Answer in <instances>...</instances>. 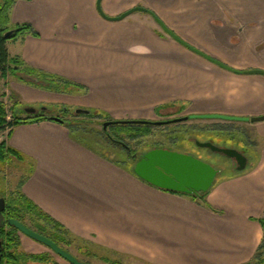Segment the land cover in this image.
<instances>
[{
    "label": "crops",
    "instance_id": "obj_1",
    "mask_svg": "<svg viewBox=\"0 0 264 264\" xmlns=\"http://www.w3.org/2000/svg\"><path fill=\"white\" fill-rule=\"evenodd\" d=\"M136 6L227 67L164 33L150 12L110 20L97 0H16L11 23H30L38 35L13 40L11 56L84 86L76 97L5 76L19 103L38 109L21 118L46 117L7 133L29 160L22 192L73 235L146 264L252 262L264 239V121H228L232 131L252 126L260 159L217 181L211 208L137 176L103 152L87 123L45 113L67 103L112 119L153 120L176 105L188 115H264V74L245 72L264 70V0H102L109 17Z\"/></svg>",
    "mask_w": 264,
    "mask_h": 264
},
{
    "label": "rangeland",
    "instance_id": "obj_2",
    "mask_svg": "<svg viewBox=\"0 0 264 264\" xmlns=\"http://www.w3.org/2000/svg\"><path fill=\"white\" fill-rule=\"evenodd\" d=\"M161 30L166 33L162 28ZM13 40L7 42V46ZM11 78V75H9ZM64 92L54 91L57 94L62 95H71L79 97L84 94L83 89L76 87L74 85H69L64 87ZM0 101H4L6 103V112H7V120L6 122H10L14 119L15 114L18 117H22L25 113V108L28 106L25 103H19L17 96L10 89V86L7 82V77H4L0 72ZM78 108L74 105H69L67 103H63L60 105H56L53 107L52 111L45 113L50 114V116H58L74 124L75 122L87 123L90 128L93 129L95 133V138L98 139L97 133L101 136V143L104 147H106L103 151L109 153L115 159H122L127 161L132 166L135 164L136 160L131 158L127 153V149L124 148L123 145L113 143L109 140L103 138L104 131V122L99 120L98 118L87 115V114H77L75 113V109ZM83 108V107H81ZM44 112V111H43ZM164 114L162 116L157 117L153 120H164L175 117H180L184 115H188L183 112V108L180 105L176 106H168L166 110H164ZM152 120V119H148ZM214 120L212 119H189L179 123L166 124L162 126H157L152 128L153 132L141 138L140 142L138 140H130L127 142L131 145V147L138 152L137 157H140L142 153L146 152L149 149L156 148V146H165L179 148L184 152L193 154L205 162L213 165L215 168L219 169L220 172L217 175L215 182L220 179L236 174V162L235 160L228 158L222 154L216 153L212 151L210 148L202 147L197 145L196 141H211L209 139H213L215 144L220 146L227 147H235L245 153L249 157V162L245 170L249 169L254 163L258 162L260 159V146L262 144V140L259 139L255 133V130L249 124H243L246 128L240 129L242 132L232 131L235 128L231 127L230 130L235 135L233 140H229V135L226 133L225 137L219 135H213V132H209L207 129H203V125H210V122ZM202 125V126H201ZM0 130V141H3L7 137L8 130ZM168 130L174 133H169ZM169 133V134H168ZM228 135V136H227ZM178 136V138H177ZM197 136V137H195ZM29 160L27 157H24L23 160H19L18 158L11 156L5 162L0 163V193L7 196L11 201L15 198L19 197V190H21V186L23 181L27 178L30 168H29ZM244 171V170H243ZM242 172V171H241ZM264 219V217H263ZM27 224L32 227L34 230H37L36 223L37 220L31 218L28 214L24 219ZM38 231V230H37ZM17 237V242L14 243V260L11 264H72L64 257L57 254L47 245L36 241L32 238H28L24 233H20ZM91 241L92 251H96L98 253L110 255L113 258H119L122 264H146L144 262L138 261L136 259L121 256L116 254L114 251H110L107 248L102 247L97 242ZM18 243V247L16 244ZM67 251L74 254L80 260L85 262L88 261L89 264H108L97 257H87L85 252V244L83 239H78L76 242L74 241L73 245L67 247ZM80 249V250H79ZM260 258L258 260H253L250 264H264V248L262 249ZM41 255L44 260H36L30 257V255ZM148 264V263H147Z\"/></svg>",
    "mask_w": 264,
    "mask_h": 264
},
{
    "label": "trees",
    "instance_id": "obj_3",
    "mask_svg": "<svg viewBox=\"0 0 264 264\" xmlns=\"http://www.w3.org/2000/svg\"><path fill=\"white\" fill-rule=\"evenodd\" d=\"M16 0H0V72L5 77L7 74L10 75H17V77L31 85H35L44 89L52 90V91H60L64 92V87L69 85H74L76 87H79L81 89L84 88L79 83L70 81L62 76L44 72L41 70H38L36 68H33L26 64L23 60L18 59L17 57L11 56L8 50L7 42L10 40H17L19 37H23L26 34H33L38 35V32L34 29V27L30 23H22L13 25L11 23V17H10V11L11 8ZM148 12L153 14L154 16H157L153 11L148 9ZM212 58V57H211ZM219 64H223L221 61L217 59H211ZM237 72H241L238 70H235ZM23 75V76H21ZM33 76L38 79V82L29 80L27 77ZM91 114L99 120L105 122L107 120H113L110 118L106 113H103L96 109H90ZM7 118V112H6V103L4 101H0V130H4L7 125H9L11 128H13L15 125L23 123V122H29V121H38L42 120L43 118H46L45 116H35L34 118H21L18 117L15 114V117L12 121L6 122ZM61 120L59 122L61 123H70L67 119H64L60 117ZM231 120H225L223 122H214L212 125H204L202 126L203 129L209 130V132H213V135H219L222 137L226 136V133L229 134V139L233 140V137L235 136L230 128L234 124L233 122H228ZM81 124V123H80ZM162 126V125H154V124H140V123H134V124H116V125H110L108 126L107 130L104 129L103 138L113 143H117L120 145H123L125 149H127V153L131 158L137 159V151L134 150L131 145L127 142L128 139L130 140H138L140 142L141 138L150 134L153 132L152 128ZM234 128V127H233ZM168 130L169 133H174ZM11 131H9L8 134H10ZM226 132V133H225ZM168 133V134H169ZM197 137V136H195ZM178 138V136H177ZM198 138V137H197ZM211 141H214L213 139H209ZM216 142V141H214ZM156 147H165V146H156ZM106 147L103 146V150ZM170 149H174L177 151L184 152L182 150H179V148L175 147H168ZM106 150V149H105ZM150 150V149H149ZM147 150V151H149ZM146 151V152H147ZM105 154H109L105 151H103ZM145 153V152H144ZM142 153L141 156L144 154ZM14 156L18 159H23L24 155L16 150L15 148L9 146L7 144L6 139L3 141H0V163L5 162L9 157ZM119 162L126 163L127 161L122 159H117ZM128 163V162H127ZM135 165V164H134ZM134 165L132 166L134 168ZM241 171H237L236 173H239ZM216 182H214L213 186ZM211 187V189L213 188ZM210 189V190H211ZM202 192V193H192V194H184L189 195L193 197L194 199L201 201L205 205H208V201L206 199L208 193L210 192ZM177 193V192H175ZM13 208L17 210V214H20L22 217L25 218V216L28 214L31 218L36 219V229L39 233L44 234L51 238L53 241H55L58 245L61 247H70L73 245L74 241L78 239H83L85 244V252L84 254L87 257H97L99 256L100 259H102L104 262L108 264H122L121 260L119 258H113L110 255L100 254L96 251H92L91 248V241L88 239L80 238L71 233L69 229H67L64 225H62L59 221H57L55 218H53L50 214L46 213L43 209L39 208L32 200H30L28 197L25 196V194L22 192V189L19 190V197L18 199H13L11 201ZM212 208V207H211ZM260 222L264 229V219L261 218ZM36 230V231H37ZM17 242V240H16ZM15 242V243H16ZM18 247V243L16 244ZM264 248V239L261 243V246L256 254L255 260L260 258L262 249ZM80 250V249H79ZM15 255V254H14ZM13 255V256H14ZM31 258L36 260H44V258L41 255H30ZM88 263V261H87ZM246 263V264H250Z\"/></svg>",
    "mask_w": 264,
    "mask_h": 264
},
{
    "label": "water",
    "instance_id": "obj_4",
    "mask_svg": "<svg viewBox=\"0 0 264 264\" xmlns=\"http://www.w3.org/2000/svg\"><path fill=\"white\" fill-rule=\"evenodd\" d=\"M97 7L100 13L110 20H121L132 14L135 11H145L148 12V8L142 6H136L128 11L122 13L116 17L107 16L102 9V0H97ZM154 16V15H153ZM162 29L172 36L173 38L179 40L181 43L189 47L190 49L197 51L198 53L210 58V56L205 53L199 51L193 46L189 45L185 41H183L174 31H172L158 16H154ZM224 67H227L225 64H221ZM247 73H259L264 74V70H249L245 71ZM29 80L38 82V79L33 76L27 77ZM42 110H48L46 107H42ZM28 113L36 114L38 109L35 107H29L26 109ZM75 113L77 114H91L90 109L86 108H76ZM53 119L59 121L60 117L56 116ZM189 119H220V120H231V121H253L259 122L264 121V115L254 116L251 118L248 117H240V116H232L225 114H190L184 115L180 117L164 119V120H148V119H113L107 120L104 122V129L107 130L108 126L116 125V124H154V125H166L183 122ZM197 145L202 147L210 148L212 151L222 154L228 158L235 160L237 171H243L246 169L249 157L235 147H227L220 146L215 144L212 141H196ZM134 172L137 176L148 182L149 184L156 186L160 189L184 193V194H192V193H202L207 192L213 186L217 175L220 170L215 168L213 165L205 162L201 158L187 153L181 152L174 149L166 148V147H156L150 149L145 152L135 163ZM5 209V199H0V226L2 225L1 221L3 219V210ZM10 224L19 229L22 233L27 235L28 237L39 241L48 247H50L53 251H55L60 256L67 259L72 264H89L83 260H80L71 252L67 251L60 245H58L55 241H53L48 236L39 233L31 229L29 226L24 223L16 220L10 219Z\"/></svg>",
    "mask_w": 264,
    "mask_h": 264
},
{
    "label": "flooded vegetation",
    "instance_id": "obj_5",
    "mask_svg": "<svg viewBox=\"0 0 264 264\" xmlns=\"http://www.w3.org/2000/svg\"><path fill=\"white\" fill-rule=\"evenodd\" d=\"M26 109L24 110L25 114L31 115V113L26 111ZM140 157H137L136 161ZM1 198L5 199V209L3 210V219L1 221L2 225L0 226V264H11V262L14 260L13 255L15 254L14 243L17 240L16 236L22 232L10 224V219H16L27 226L29 225L24 220V217H22L20 214H17V210L13 208L11 200L7 196L0 193V199ZM30 228L33 229L32 227Z\"/></svg>",
    "mask_w": 264,
    "mask_h": 264
},
{
    "label": "built area",
    "instance_id": "obj_6",
    "mask_svg": "<svg viewBox=\"0 0 264 264\" xmlns=\"http://www.w3.org/2000/svg\"><path fill=\"white\" fill-rule=\"evenodd\" d=\"M10 128H11V127L9 126V127L6 129V130H8V131H9V130H10Z\"/></svg>",
    "mask_w": 264,
    "mask_h": 264
}]
</instances>
